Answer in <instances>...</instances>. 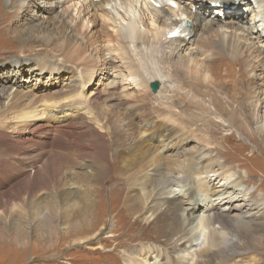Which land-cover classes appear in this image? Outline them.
Here are the masks:
<instances>
[{"label": "bare ground", "instance_id": "1", "mask_svg": "<svg viewBox=\"0 0 264 264\" xmlns=\"http://www.w3.org/2000/svg\"><path fill=\"white\" fill-rule=\"evenodd\" d=\"M26 1L18 2L23 5ZM250 1L254 5L253 9L248 5ZM58 2L61 1L52 0L48 7L52 8ZM163 2H173L174 5L164 4L158 7L150 0H71L69 4L73 18L70 22L67 21L69 26L51 15L54 10L47 12L48 15L44 18L46 29L50 27L54 35L55 31L61 35L58 38L47 39L45 44L49 41H70L71 30L81 20L85 29L93 30L96 28L95 22L102 23V31L105 29L110 35L106 37L107 44L104 48H92L94 55L102 52L95 69L90 72H83L81 69L74 71L75 74L70 79L74 82L71 85L70 96L34 101L20 109L18 91L12 96L3 95L8 101V108L0 111V149H6L5 141L8 148L0 152L2 160L0 185H4L5 181L15 175L24 177L31 185L35 178L39 179L46 171L45 167L33 173L30 171L37 164L43 163L45 149L48 147V143L44 142L47 139L53 142L60 135L72 136V128L58 121L72 115H80L84 121L95 125L100 131L92 133L94 139L97 138L105 144L104 141L108 137L107 144L111 152L107 157L103 158L100 155L102 158L98 156L91 160L92 163L84 164L88 173L81 169L82 174L76 175V178L78 176L80 179L77 183H88L85 191H77V195L59 191L55 194L52 191L49 193L48 202L55 207V203L60 200L57 194L63 196L61 204L63 202L64 207L59 228L62 232L72 230L78 235L72 243H84L94 239L98 233L105 230L106 222L108 221L109 225L115 218L111 211V217L100 225L98 233L97 230L92 231L91 228L94 226L91 220V205L94 202L92 197L99 190L98 185L93 186L92 180L98 178L99 181L109 164L114 173L118 171L122 174L126 192L121 204L126 216L133 220L139 219L144 226L154 224L153 243L180 244L176 245L179 256L173 258L164 250L163 245L153 248L150 244L149 247L137 248L147 239L135 238L137 237L135 235V240L133 239L135 244L125 249L126 254L123 257L125 264H234L237 263L234 261L240 258L247 259L248 264H258L260 259L254 254L264 246V212L260 214L258 212L264 205L251 202L247 210L241 211L239 208L238 213L233 212L237 208L222 210L215 208L211 203L205 206L212 205L210 211L207 208L194 209L195 197L205 199L209 196V200L212 197L219 199L225 195L227 189L234 190L240 187L241 183L233 179V175L223 167V163L220 164L221 162L212 157L200 154L194 156L179 151L170 156L166 155V150L172 145L173 137L187 129V126L196 122L220 121L219 116H222L225 104L218 92L214 94L209 90L205 94L204 103H191L187 100L188 94L174 92L172 76L180 67L181 71L192 69V74L188 78L195 84H201L197 79L201 63L213 59L209 56L210 52L204 53L201 45L205 42H209V46L218 47L217 52L221 53L224 59L233 60L234 56L239 59L237 57L239 47H244L249 55H255V59L261 58L264 55V0H162L160 3ZM225 13H232L231 15L236 17L226 24H221L222 19L217 17ZM246 17H249L248 27L242 21ZM178 25L185 28L186 35L182 39H169L168 34ZM102 49L105 50V54ZM79 54L82 55V51ZM218 56L220 59L219 54ZM57 57L61 58L59 55ZM84 61L87 62L86 59ZM256 61L254 60V64L259 67L260 63L258 65ZM159 63L162 67H159ZM45 64L58 70L62 68L61 66L68 69L70 66H66L67 62L63 58L54 62L46 59ZM258 71L260 75L264 74V69ZM200 76L203 83L209 79V75L204 72L200 73ZM152 82L158 85L155 94L148 86ZM1 89L5 90V86L2 85ZM148 90L151 93V101L148 100L145 105ZM251 90H246L247 102L254 101L252 100L254 92ZM100 97L104 101L101 105L91 103ZM206 100L208 102L210 100L209 107L205 104ZM214 103L215 105L220 103L216 110ZM211 110L216 113H212ZM51 119L55 120L53 126L43 124L44 121ZM104 123L111 124V127L105 130L102 126ZM81 128L79 126L82 131ZM260 130L258 132L261 141L264 142L262 134L264 131ZM119 131L123 132L120 134ZM12 135H16L18 139L9 144L8 140L12 139ZM80 136L84 137L85 133L82 132ZM40 137H43L42 141ZM179 137L181 136L177 137L178 140ZM83 139L80 138L79 141ZM175 142L174 144L177 143ZM79 146L82 151L87 150L83 143ZM41 149L44 150L39 152ZM209 174H216L217 178L224 181L232 178L229 185L223 186L225 193L209 188L210 184L205 181L206 179L203 180V177L207 178ZM56 175L53 176L54 180ZM38 185L33 187L23 182L18 186L17 193L31 195ZM56 189L60 190V187ZM173 189H178V195L170 198ZM81 197H83L81 206L74 207L69 204V199L75 201ZM112 208L114 209V206L111 202L110 209ZM46 211L50 216L54 214L53 209L48 206ZM100 222L102 221H95V226ZM112 232L113 228L108 230L107 235ZM89 233L92 234L85 237ZM193 242H199V249L197 248L198 251H194V254L189 251L193 247ZM240 247L243 249L240 250Z\"/></svg>", "mask_w": 264, "mask_h": 264}, {"label": "rangeland", "instance_id": "2", "mask_svg": "<svg viewBox=\"0 0 264 264\" xmlns=\"http://www.w3.org/2000/svg\"><path fill=\"white\" fill-rule=\"evenodd\" d=\"M18 1L0 0V111L2 112L8 108V101L5 99L6 97H3L4 94L12 96L18 91L17 98L21 102H19L20 109L25 108L34 101H48L70 96L71 85L74 84L70 80L71 77L77 69H81L83 72H90L95 69L102 52L94 55L92 48H104L107 44L106 37L110 35L105 29L102 31V23L95 22L96 28L92 30L85 29L81 20L71 30L72 37H70V41H49L45 44L47 39H51V37L58 38L61 35L56 31V35H54V31L50 27L46 29L47 25L44 18L48 15L47 12L51 9L54 10L51 15L59 18L64 24L66 23V26H69L68 22L73 18L69 4L71 0H55L61 2L54 4L52 8L48 7L52 0H27L23 5H20ZM248 5L253 9L252 1L248 2ZM231 14H220L217 18L222 19L221 24H226L236 17V15ZM248 18L242 20L246 27H248ZM97 30H100V32ZM97 32H99V37H97ZM209 44V42H205L201 45L204 53L210 52L209 56L213 58L201 63L202 67L197 72V79L201 84H195L188 78L192 74V69L181 71V67H178V72L172 76L174 92L188 94L187 100H190L191 103H204L205 94L208 90L214 94L218 92L226 107L224 104L223 114L219 116L220 121L196 122L187 126V129L180 131L171 140L172 145L166 150V155L172 156L176 151H179L194 156L200 154V156L212 157L214 160L221 162L220 164L223 163V167L230 171L233 179L241 183L240 187L234 190L227 189L226 194L223 192V188L230 184L232 178L229 181H224L217 178L216 174H209L207 178L203 177V180L206 179L205 181L210 184L209 188L225 193V195L219 199L212 197L210 200L209 196L205 199L197 196L194 199L196 204L193 208L196 210L197 208H207L210 211L212 205L205 206L211 203L215 208L222 210L232 209V207L237 208L233 212L238 213L239 208L241 211L247 210L252 204L251 202L264 205V142L261 141V135L258 132L260 129L261 132L264 131V74L260 75L258 71L261 68L264 69V55L255 59V55H249L244 47H239L237 51L239 59H236V56L233 57V60L224 59L221 53L217 52L218 47L209 46ZM80 51H82V55L79 54ZM102 51L104 54L106 53L105 50L102 49ZM218 54L220 59H218ZM57 55L67 62L66 66L70 65L69 69L61 66L62 68L58 70L45 64L46 59L50 62L60 60L61 58H58ZM85 59L87 62L84 61ZM254 60H257L258 65L260 63L259 67L254 64ZM160 66L162 67L159 63ZM202 72L209 75V79L205 80L204 83L201 79L202 76H200ZM6 81L9 83L7 84ZM2 85L5 86V90L1 89ZM248 89H252L253 91H251L254 92L252 93V95L254 94L253 102H247L245 95H247L246 90ZM149 91H147L148 96H145V105L148 100L151 101ZM102 102L104 101L101 97L99 100L91 101L93 105H101ZM205 104L209 107L210 100L209 102L206 100ZM219 105L214 103V109H218ZM212 113H216V111H212ZM64 120L58 121V123H65V125L71 127L73 135L70 137L60 135L53 142H49L47 139L44 142L45 144L48 143V147L45 149L43 163L37 164L30 171L33 173L45 167L47 174L44 172L39 179L35 178L32 185L24 177L16 175L5 181L4 185H0V264H125L123 260L126 254L125 249L134 245V240L138 237H144L147 241L141 242L137 248L149 247L150 244L153 248L163 245L162 247L167 250L170 257L174 258L175 256L178 258L179 253L176 250V245L179 246V243L170 245L163 242L160 244L153 243L155 240L154 224L144 226L139 219L133 220L126 216L121 204L122 197L126 192L121 178L122 174L118 171L114 173V169L109 164H107L105 173L100 176V182L98 178L92 180L93 186L98 185L99 190L92 197L94 202L91 205V220L94 226L91 229L95 232L97 230L98 233L102 223L111 217V211L112 215H115L112 223L108 225L107 221L103 232L98 233L92 240L84 241V243H72L78 237L74 231L67 230L65 233L60 230L61 212L64 207V203L61 204L63 196L57 194L60 200L55 203V207L51 202H48L49 193L52 191L55 194L59 191L60 193L72 192L77 195V191H85L88 183H77L80 180L78 176L82 174L81 169L85 170L84 164L92 163L91 160L93 158L95 160L98 156L99 158L107 157L111 152L110 146L107 144L108 137L104 141L107 147L99 139H94L92 133L95 131L99 133L100 131L95 128V125L84 121L82 116L72 115L66 119L64 118ZM54 121L52 119L46 120L43 124L53 126ZM79 126L82 127V131ZM102 126L105 130H108L111 124L104 123ZM82 132L85 133L84 137L80 136ZM122 132L119 131L118 133L121 134ZM262 134L264 135V132ZM178 136H181L179 140L177 139ZM11 137L12 139L8 140L9 144L18 139L16 135ZM80 138L84 139L79 141ZM39 139L42 141L43 137ZM80 143H83L87 149L86 151L81 150ZM4 144L6 145L4 148L7 150V141ZM5 150L0 149V152ZM42 150L44 149L39 152ZM60 154L62 156H59ZM9 157L10 155L7 156V158ZM1 163L2 160L0 165ZM79 165L83 166L79 167ZM85 172L88 173L89 171L85 170ZM54 174H57L55 180L53 178ZM76 175H78L77 178ZM23 182L30 186L39 184L38 189L36 188L31 195H19L17 188ZM58 187H60V190L56 189ZM110 191L112 192L110 193ZM177 195L178 189H173V193L169 197L173 198ZM82 198L75 199V201L69 199V204L79 207L82 204ZM111 202L114 206L112 210L110 209ZM47 206L53 209L54 214L52 216L46 211ZM261 212H264V206L258 213ZM98 220L102 222L95 226V221L98 222ZM111 228H113V232L108 236L107 232ZM76 232L78 233L79 230H76ZM91 234L89 233L85 237ZM198 244L199 242H193V247L189 251L193 254L194 251L197 252L199 249ZM242 249L240 247V250ZM254 255H257L260 259L258 264H264V246ZM234 262H237L234 264H248L247 259L242 260L241 258L236 259Z\"/></svg>", "mask_w": 264, "mask_h": 264}, {"label": "water", "instance_id": "3", "mask_svg": "<svg viewBox=\"0 0 264 264\" xmlns=\"http://www.w3.org/2000/svg\"><path fill=\"white\" fill-rule=\"evenodd\" d=\"M150 89L153 93H155L158 90V85L156 83H152L150 85Z\"/></svg>", "mask_w": 264, "mask_h": 264}]
</instances>
